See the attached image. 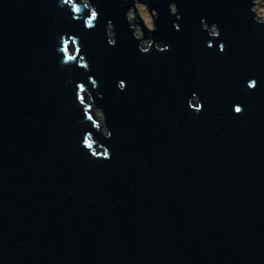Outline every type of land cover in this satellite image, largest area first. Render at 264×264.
<instances>
[{"label": "water", "instance_id": "1", "mask_svg": "<svg viewBox=\"0 0 264 264\" xmlns=\"http://www.w3.org/2000/svg\"><path fill=\"white\" fill-rule=\"evenodd\" d=\"M88 1L0 0V264H264L256 0Z\"/></svg>", "mask_w": 264, "mask_h": 264}, {"label": "rangeland", "instance_id": "2", "mask_svg": "<svg viewBox=\"0 0 264 264\" xmlns=\"http://www.w3.org/2000/svg\"><path fill=\"white\" fill-rule=\"evenodd\" d=\"M84 1L88 6H90V2L88 0H82ZM256 12H257V15L264 21V0H256ZM135 9L138 11V15L139 17L141 18V20L143 21L144 25L147 27V28H153V17H152V14L146 9V7L141 4L140 2H137L136 1V5H135ZM130 14H129V18H131V22L134 23V27H135V32L137 33L138 36H143V32H142V27L138 24H135V11H134V8H132L130 10ZM149 42L148 41H144L143 42V46L144 48H147L149 46ZM85 102L88 103L90 105V108L89 110L92 112V114L94 115L97 123H98V126L101 128V130L104 132V133H107L105 132V129H104V121H103V115H102V112L101 110H97L90 98V96L88 94H86V97H85Z\"/></svg>", "mask_w": 264, "mask_h": 264}, {"label": "clouds", "instance_id": "3", "mask_svg": "<svg viewBox=\"0 0 264 264\" xmlns=\"http://www.w3.org/2000/svg\"><path fill=\"white\" fill-rule=\"evenodd\" d=\"M237 108H239V107H237ZM237 108H236V109H237ZM236 109H235V111H236L237 113L241 112V108H239V109H240L239 111H237ZM108 158H109V157H108ZM108 158H106V159H108Z\"/></svg>", "mask_w": 264, "mask_h": 264}, {"label": "snow or ice", "instance_id": "4", "mask_svg": "<svg viewBox=\"0 0 264 264\" xmlns=\"http://www.w3.org/2000/svg\"><path fill=\"white\" fill-rule=\"evenodd\" d=\"M253 86H254V84H253ZM236 110H237V111H239L240 109H239V108H237ZM89 147H91V144H89Z\"/></svg>", "mask_w": 264, "mask_h": 264}, {"label": "bare ground", "instance_id": "5", "mask_svg": "<svg viewBox=\"0 0 264 264\" xmlns=\"http://www.w3.org/2000/svg\"><path fill=\"white\" fill-rule=\"evenodd\" d=\"M130 22H131V18H129ZM133 23V22H132ZM134 24V23H133ZM138 36V35H137ZM139 37V36H138Z\"/></svg>", "mask_w": 264, "mask_h": 264}]
</instances>
